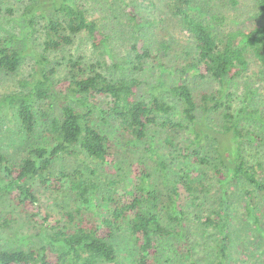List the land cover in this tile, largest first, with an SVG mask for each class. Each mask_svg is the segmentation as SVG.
Masks as SVG:
<instances>
[{"label": "trees", "instance_id": "obj_1", "mask_svg": "<svg viewBox=\"0 0 264 264\" xmlns=\"http://www.w3.org/2000/svg\"><path fill=\"white\" fill-rule=\"evenodd\" d=\"M230 1L238 3V0ZM166 4L168 11L196 41L197 60L184 64L181 73L211 75L221 88L203 90L196 95L187 83L167 85L161 79L149 89V96H142L146 83L141 78L132 75L112 79L103 66L109 63L121 67V64L113 56L110 36L76 0H29L20 10L25 23L21 35L0 37V71L14 73L27 55L35 57L31 77L21 79L18 90L0 94V112L14 114L26 142L31 140L20 157L11 158L0 152V195L12 198L38 224L37 233L41 238L35 248H0V264H114L118 252L112 239L116 230L125 224L136 250L132 264H159L158 240L172 237L176 243V259L180 258L182 264H202L186 237L181 189L189 193L203 192L207 185L195 172L186 170L179 171L176 179L170 180L168 162L155 147L151 134L158 126L188 128L185 120L190 124L193 139L189 145L179 147L182 155L191 156L199 164L213 165L222 190L215 208L196 215L199 223L217 233L216 264H228L229 260L232 182L242 184L246 214L260 230L262 221L256 211V192L264 193L261 164L255 166L244 159L240 144L252 132L232 122L234 114L224 98L228 79L240 76L247 69L249 54L260 62L264 75V23L249 30L230 32L221 39L213 25L203 19L207 14L202 4L195 0H167ZM259 8L264 13V0H259ZM7 11L15 14L12 8ZM3 12L0 7V17ZM38 16L45 20L41 52L32 41ZM209 18L224 19L217 13ZM134 19L137 25L144 24L137 22L136 16ZM80 34H86L106 60L89 61L85 55L72 57L67 76L55 82L51 77L55 68L47 67L49 54L73 44ZM161 46L165 52L170 49L166 41ZM151 57H154L151 50L143 47L125 67L142 70L144 62ZM162 70L170 69L162 65ZM164 89L174 98L172 102L161 95ZM175 103L181 111L179 121L173 117ZM200 111L202 117H198ZM216 112H222L225 119L222 124H214L208 118ZM111 120L116 132L127 141L128 149L135 150L145 143V156L130 166L136 175L131 189L122 190L121 161L110 160L117 138L108 131ZM172 137L167 136V143L177 146ZM207 138L215 143L214 161L191 148L203 144ZM81 152L89 159L82 168L51 171L56 158ZM146 158L156 161L164 183H170L164 200H160ZM101 170L110 175L106 181L110 192L102 187ZM38 184L53 192L68 189L74 196L75 207L63 210L62 218H57L39 202ZM145 202L156 209L161 205L162 214L143 210ZM13 219L9 213L0 216V228L8 227Z\"/></svg>", "mask_w": 264, "mask_h": 264}, {"label": "rangeland", "instance_id": "obj_2", "mask_svg": "<svg viewBox=\"0 0 264 264\" xmlns=\"http://www.w3.org/2000/svg\"><path fill=\"white\" fill-rule=\"evenodd\" d=\"M167 0H76L84 7L91 18L98 22L100 28L110 36V44L113 56L120 63L121 67L104 65L103 70L112 79L120 77L137 76L146 85L141 90L142 96H149V89L157 86L163 79L167 85L183 82L190 85L192 91L198 95L203 90H214L221 88L218 80L211 75L204 77L190 71L187 74L181 73L184 64L197 60L196 41L187 32L180 21L174 17L167 8ZM29 0H0V7L4 10L0 17V37L8 35L20 36L25 29V23L20 16L21 9L28 4ZM202 4L207 16H203L207 22L213 25L216 35L223 39L230 32L239 29L249 30L250 28L264 23V13L260 11L259 0H238L233 4L230 0H195ZM7 8H12L14 15L9 14ZM133 9V11L131 10ZM53 12V10H51ZM219 14L223 20L211 19L212 14ZM50 14V13H49ZM144 22L143 25L135 23ZM210 19V20H209ZM37 32L33 34L32 41L37 50L43 51L44 24L45 20L38 16ZM166 41L170 46L166 52L162 49L161 43ZM25 43V40L23 41ZM143 47L151 50L154 57L148 58L142 65V70H133L125 67L127 62L134 57L136 51H142ZM85 55L89 61L104 58L98 48L92 46L87 35L80 34L75 42L64 49L53 51L49 54L48 68H55L51 77L56 82L64 79L69 69V59ZM249 65L238 77L228 79V89L225 104L231 106L234 114L232 122L252 135L242 139L240 144L244 159L257 166L261 164V178L264 180V75L260 62L248 55ZM35 57L27 55L19 68L14 73L0 71V94L18 90L19 81L23 78H30ZM162 65L170 70H162ZM102 71V66H101ZM202 72L204 69L201 70ZM161 95L168 101L173 97L167 90ZM173 117L180 120V108L174 104ZM257 111L256 115H243L244 112ZM200 111L198 117H202ZM101 118V114L97 113ZM208 118L214 120V124H222L224 117L222 112L211 113ZM40 122V121H39ZM42 122V120H41ZM40 122V123H41ZM113 120L108 127L109 133L115 138V148L110 157L112 162L121 161L123 173L120 175L122 190L133 188L135 174L131 171V164L145 156V143L135 150L128 149V145L112 126ZM188 128L165 129L160 126L154 127L151 134L154 135L153 143L157 150L168 162V173L170 180L176 179L181 170L193 171L206 185L203 192L189 193L181 189V206L186 211L184 225L186 237L191 241L194 251L202 264H216V238L217 233L213 228H208L196 219V215L209 212L219 203L221 193L220 184L214 176V166L196 163L191 156H183L179 147L190 144L193 134L190 124L185 120ZM122 135V134H121ZM119 136V137H118ZM167 136H173L177 146L169 145ZM203 144H195L191 148L198 149L202 155L210 156L214 161L215 143L207 138ZM25 133L19 130L18 120L12 113L0 112V152L8 154L9 157H20L26 142ZM178 147V148H177ZM148 168L152 173L153 182L158 186L160 200H164L170 183H164V177L158 171V165L153 159L146 158ZM88 157L84 153L79 155H62L53 162L51 171L56 173L60 170L71 171L75 168H82ZM110 175L101 170L102 187L110 192L111 187L106 184ZM125 180V181H124ZM39 202L44 205L50 213L57 218H62L63 210L74 208V196L68 190L53 192L50 188L36 185ZM242 184L232 182L230 192L232 193V204L230 207V234L231 244L228 264H264V193L256 192L257 213L261 217L260 230L255 223L247 216L245 209V196L241 191ZM103 190V191H104ZM150 203L143 204L145 211H160ZM13 217L8 227L0 228V248L3 249H29L38 247L41 238L38 235V224L24 211H22L12 198L0 195V216L6 214ZM127 225H123L115 232L112 242L118 252V258L114 264H132L136 256L135 245L130 238ZM160 250L159 264H182L180 258L176 259L175 238H161L158 240Z\"/></svg>", "mask_w": 264, "mask_h": 264}]
</instances>
